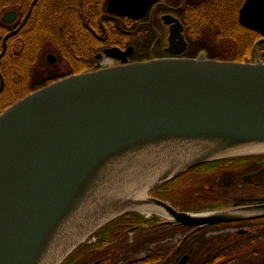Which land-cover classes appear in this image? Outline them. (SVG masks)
I'll list each match as a JSON object with an SVG mask.
<instances>
[{"label": "water", "instance_id": "1", "mask_svg": "<svg viewBox=\"0 0 264 264\" xmlns=\"http://www.w3.org/2000/svg\"><path fill=\"white\" fill-rule=\"evenodd\" d=\"M156 2L107 0L106 10L138 19ZM237 17L261 36L254 62L203 52L128 62L129 48H109L96 57L117 65L57 79L1 110L0 264H62L115 218L149 209L192 233L264 218V203L185 212L150 196L198 165L264 155V0H245ZM175 27L166 51L177 55L186 42Z\"/></svg>", "mask_w": 264, "mask_h": 264}, {"label": "flooded vegetation", "instance_id": "2", "mask_svg": "<svg viewBox=\"0 0 264 264\" xmlns=\"http://www.w3.org/2000/svg\"><path fill=\"white\" fill-rule=\"evenodd\" d=\"M181 1L180 4L171 6L167 2L157 0L143 17L136 19L108 13L106 0V14H104L106 21L103 23L108 25L109 21L110 23L117 22L119 29H106L101 40L106 39L110 33L109 35L117 38L116 45L104 46L102 50L93 54L92 65L88 70L95 68L98 62L103 59L97 58L96 55L102 54L105 49L109 48H118L121 51H126L129 48L128 54L123 57L128 62L169 57L194 58L189 56L191 54L188 51L189 40L186 27V15L189 16L188 7L184 6L186 0ZM8 11L10 10L4 11L1 17ZM11 11L16 12V20L12 23H4L0 17L1 21L7 27L18 26L22 20L21 14L17 10ZM29 14L30 10L24 16L25 20ZM174 24L176 25L173 29L175 40L178 41V36L181 34L186 42V49L177 55L166 51L171 35L170 26ZM179 24L181 25L180 30H178ZM257 36L256 41L261 38L259 34ZM7 37L8 35L4 36L5 48ZM148 42L151 43L149 47L146 46ZM179 47L178 44H175L173 51L177 52ZM200 53L202 52H199L197 56ZM258 57L264 62V49L259 50V46ZM110 63L116 65L118 61L112 59ZM231 172L242 174V181L247 182L248 190H250V186L255 187L253 199L240 201L236 197V189L233 184L229 188L220 186L222 185L219 182L221 178ZM211 178H216V183H211ZM177 179L190 182L188 190L195 191L194 194L198 195V203L215 204L212 207H207L212 210L264 203V187L261 186L264 185V155L205 163L188 170L174 180ZM249 182H253V184ZM173 194L174 189L171 191L164 184L150 193V196L168 202L179 211H184L174 202L161 198L172 197ZM152 216L146 217L143 213L135 212L116 218L96 232L91 239L85 240L86 242L80 246L81 248L79 247L72 255L70 254L62 264H240L244 258L264 261V218L213 225L194 234H192L194 228H189L180 235L177 242L173 243L170 242L171 238L160 239L161 234L158 228L152 227ZM158 224V222L155 223V225ZM147 234L153 235L155 241L150 244L149 250H143ZM193 235L197 236V239L194 242L186 243ZM132 247L143 249L139 253L124 252L125 248L132 249ZM248 256L253 258H248Z\"/></svg>", "mask_w": 264, "mask_h": 264}, {"label": "trees", "instance_id": "3", "mask_svg": "<svg viewBox=\"0 0 264 264\" xmlns=\"http://www.w3.org/2000/svg\"><path fill=\"white\" fill-rule=\"evenodd\" d=\"M177 5L181 0H161ZM244 0H186L189 13L186 19L191 57L204 52L209 59L250 62L254 59L253 47L258 34L238 22V10ZM106 0H0V16L6 10H17L22 17L18 26L7 27L0 18V112L17 99L42 88L71 73L87 71L92 65L93 54L104 46H115L117 38H103L106 29L118 30L117 22L105 25ZM30 10L28 18L26 14ZM8 35L5 40L4 36ZM54 45L69 65L68 72H61L56 65L43 59L44 46ZM239 44V49H238ZM150 42L146 44L147 47ZM4 48V49H3ZM264 44L259 45V50ZM233 160V159H231ZM230 160V161H231ZM223 161V160H221ZM242 174L231 172L219 181L225 188L242 184ZM220 179V178H219ZM216 178H211V183ZM247 182H244V185ZM253 184V182H249ZM264 184V182H263ZM190 182L181 179L166 183L174 189V196L161 197L180 206L184 211H201L215 204L198 203L195 191H189ZM197 191V190H196ZM244 202V201H243ZM153 228H158L161 240L181 235L187 228L158 224L161 218L152 216ZM146 235L145 249L155 241ZM197 239L190 237L186 243ZM81 248V247H80ZM139 247L125 248V253L142 251ZM193 263V260H191Z\"/></svg>", "mask_w": 264, "mask_h": 264}, {"label": "rangeland", "instance_id": "4", "mask_svg": "<svg viewBox=\"0 0 264 264\" xmlns=\"http://www.w3.org/2000/svg\"><path fill=\"white\" fill-rule=\"evenodd\" d=\"M2 15V14H1ZM1 17V16H0ZM48 54H53L56 58L57 61L54 65H56V67L58 69L61 70V72H68L69 71V65L66 62L65 58H62V56L60 55V52L58 50L57 47H55L54 45L50 44L48 46H44V50H43V59L45 62L46 60V55ZM244 182H242V184H238V187H234L236 189V197L238 200L240 201H248L253 199L254 194L253 191L255 190V187H251L250 186V190L247 189L246 185L243 184ZM262 187H264V185H261ZM246 187V188H244ZM180 235H176L175 237L171 238L170 242H177V240H179ZM248 258H253L252 256H248ZM240 264H264V261H253L251 260H247L246 258L243 259V261Z\"/></svg>", "mask_w": 264, "mask_h": 264}, {"label": "bare ground", "instance_id": "5", "mask_svg": "<svg viewBox=\"0 0 264 264\" xmlns=\"http://www.w3.org/2000/svg\"><path fill=\"white\" fill-rule=\"evenodd\" d=\"M150 211H154L153 209H149V211H147V212H150Z\"/></svg>", "mask_w": 264, "mask_h": 264}]
</instances>
